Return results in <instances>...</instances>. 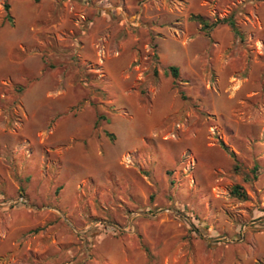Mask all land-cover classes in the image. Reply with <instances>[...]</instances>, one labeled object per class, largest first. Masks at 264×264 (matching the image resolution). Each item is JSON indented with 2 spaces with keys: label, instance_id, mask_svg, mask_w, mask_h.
Here are the masks:
<instances>
[{
  "label": "rangeland",
  "instance_id": "1",
  "mask_svg": "<svg viewBox=\"0 0 264 264\" xmlns=\"http://www.w3.org/2000/svg\"><path fill=\"white\" fill-rule=\"evenodd\" d=\"M255 1L0 0V264H264V67L231 99L215 60L258 54ZM53 5L79 30L32 47L27 13ZM55 86L67 109L23 100Z\"/></svg>",
  "mask_w": 264,
  "mask_h": 264
},
{
  "label": "crops",
  "instance_id": "2",
  "mask_svg": "<svg viewBox=\"0 0 264 264\" xmlns=\"http://www.w3.org/2000/svg\"><path fill=\"white\" fill-rule=\"evenodd\" d=\"M81 1V0H79ZM253 2V1H252ZM101 7L100 5L97 6V8ZM252 8L254 9L251 13V17L249 18V23L251 22L253 24V31L249 34V39L254 40V46L257 47L258 54H255V58L251 59V64L246 63L247 56L246 55H239L238 59H240L241 64L233 63L236 61V57L232 55V53H229L228 55H223L222 53L219 54L218 58H222L225 56V66L224 70H227V79L225 86L227 87V90L229 92V95L232 98H235L237 95H239L242 91L245 90L246 94L252 93L254 96L261 94L260 92V83L259 79L261 78V71L260 69L264 67V4L263 3H257L256 1L252 4ZM36 14L35 13H27L28 16L31 15V20L33 21L32 27L34 26V30L30 31V40L32 47L36 46H51L53 51H56L55 48L61 47L69 48V43L71 42L69 38L67 39L65 35L69 34V32H72V36L75 35V33L79 30V23L80 19H77L76 21L73 19V14H76L79 12V10L70 9L66 12L63 16H58L60 12L58 9L53 5L52 8L49 9H42L38 11V8ZM12 11V10H11ZM209 18H212L213 15L210 14L208 16ZM206 17V19H209ZM229 17V16H228ZM49 22L51 24V27H47L46 25H42L41 27L37 28L35 23L39 22ZM51 22V23H50ZM48 24V25H49ZM45 26V27H44ZM201 26V24H200ZM2 29V28H1ZM64 30L66 33H64ZM217 30H221L222 33L226 34L227 42L224 43L222 39L218 38V34L216 33ZM235 30V29H234ZM2 31V30H1ZM76 31V32H75ZM64 33V36H63ZM79 33V32H78ZM212 36L215 35L216 39L214 41V44L216 46H226V48L230 47L231 45L235 44L239 41V38L235 39V31H233V27L229 23H219L217 24L213 32L211 33ZM39 35V37H38ZM70 35V36H71ZM1 36V35H0ZM221 37L222 34H220ZM48 38L47 41H45V38ZM77 37V36H75ZM161 42H159V48H160V59L163 60V62L168 61V55L164 53L163 43L165 44L169 39L168 38H162L160 39ZM250 40V41H251ZM66 41V42H65ZM73 41V40H72ZM72 44V43H71ZM30 45V44H29ZM27 44L20 43L19 44V50L20 51H28ZM252 45V43H250ZM56 56L54 52V57ZM66 59V58H65ZM243 59V61L241 60ZM68 60V59H66ZM32 61V60H31ZM33 63L36 64V72L35 77H41L45 73V65L42 66V63L40 62L39 58H36ZM30 65V64H29ZM262 76L264 77V74L262 73ZM34 77V78H35ZM38 80V78H35ZM36 82V81H35ZM70 82V81H69ZM69 82L67 81V87H69ZM67 87H56L50 88L47 93L41 92V87H37L36 89V95L33 93H26L27 90L24 91L23 97L24 102L30 101L31 104H35L37 106V109L44 103V102H58L61 103L62 107H65V109L69 106V98L68 94L70 91V88ZM73 87V86H72ZM75 89V88H74ZM34 92V93H35ZM30 94V95H29ZM45 94V96H44ZM245 101H243L244 104ZM55 108V107H52ZM53 111V110H52ZM52 114V113H51ZM49 116V115H48ZM52 118V117H51ZM57 117H54L53 120H57ZM66 120L62 119L57 122H53L57 126H61L65 123Z\"/></svg>",
  "mask_w": 264,
  "mask_h": 264
},
{
  "label": "trees",
  "instance_id": "3",
  "mask_svg": "<svg viewBox=\"0 0 264 264\" xmlns=\"http://www.w3.org/2000/svg\"><path fill=\"white\" fill-rule=\"evenodd\" d=\"M6 8L7 9L9 8L8 4H6ZM191 18L195 19V20H198L201 24H204L203 28L204 27L207 28L208 26H210V25L207 24V21L203 18L202 15H199V14L192 15ZM221 22H223V23H226V22L228 23L229 22V24L233 27V29H235L236 22L234 23V20L232 19V17H227V18H224L223 20L218 19L214 23H212V25L215 26V25H217V24H219ZM170 70H171L172 75L175 78H177L179 76V68L177 66H175V65L171 66ZM241 190H242V187L240 185L236 184V185H234L232 187L231 192L234 195H238V196L246 198L247 197L246 192H243Z\"/></svg>",
  "mask_w": 264,
  "mask_h": 264
}]
</instances>
